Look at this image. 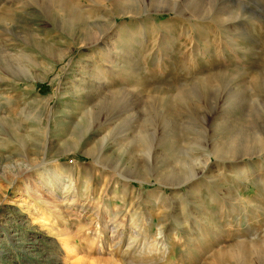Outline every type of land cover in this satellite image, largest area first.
<instances>
[{
    "label": "rangeland",
    "instance_id": "1",
    "mask_svg": "<svg viewBox=\"0 0 264 264\" xmlns=\"http://www.w3.org/2000/svg\"><path fill=\"white\" fill-rule=\"evenodd\" d=\"M0 264H264V0H0Z\"/></svg>",
    "mask_w": 264,
    "mask_h": 264
},
{
    "label": "bare ground",
    "instance_id": "2",
    "mask_svg": "<svg viewBox=\"0 0 264 264\" xmlns=\"http://www.w3.org/2000/svg\"><path fill=\"white\" fill-rule=\"evenodd\" d=\"M72 12V11H71Z\"/></svg>",
    "mask_w": 264,
    "mask_h": 264
}]
</instances>
